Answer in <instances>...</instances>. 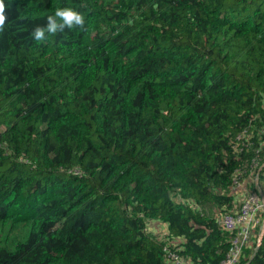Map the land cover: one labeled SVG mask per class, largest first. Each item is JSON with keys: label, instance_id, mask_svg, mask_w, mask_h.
I'll list each match as a JSON object with an SVG mask.
<instances>
[{"label": "trees", "instance_id": "1", "mask_svg": "<svg viewBox=\"0 0 264 264\" xmlns=\"http://www.w3.org/2000/svg\"><path fill=\"white\" fill-rule=\"evenodd\" d=\"M263 162L264 0H0V264H216Z\"/></svg>", "mask_w": 264, "mask_h": 264}, {"label": "built area", "instance_id": "2", "mask_svg": "<svg viewBox=\"0 0 264 264\" xmlns=\"http://www.w3.org/2000/svg\"><path fill=\"white\" fill-rule=\"evenodd\" d=\"M240 182L242 181H235L236 185H240ZM260 192L259 189L246 190L235 207L218 217L220 226L231 231L232 235L228 251L216 264H241L240 256L244 245L252 236H256L258 240L264 233V196ZM254 227L257 228L256 233L253 232ZM164 249L169 264H191L188 258L169 246L165 245Z\"/></svg>", "mask_w": 264, "mask_h": 264}, {"label": "crops", "instance_id": "3", "mask_svg": "<svg viewBox=\"0 0 264 264\" xmlns=\"http://www.w3.org/2000/svg\"><path fill=\"white\" fill-rule=\"evenodd\" d=\"M253 172V171H252ZM250 172L244 180H242V187L239 191L241 197L246 190L259 189L261 194L264 196V162L260 165L254 173ZM157 227V224L154 225ZM163 226L161 225V228Z\"/></svg>", "mask_w": 264, "mask_h": 264}, {"label": "water", "instance_id": "4", "mask_svg": "<svg viewBox=\"0 0 264 264\" xmlns=\"http://www.w3.org/2000/svg\"><path fill=\"white\" fill-rule=\"evenodd\" d=\"M257 248H258V244L256 243V245H255V247H254V249H253L251 255L249 256V259H248V260H250V259L252 258V256H253L254 253L256 252Z\"/></svg>", "mask_w": 264, "mask_h": 264}]
</instances>
